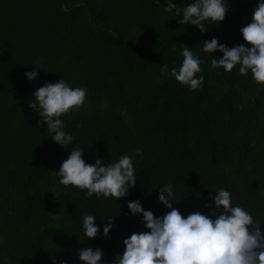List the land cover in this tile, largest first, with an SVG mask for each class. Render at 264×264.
<instances>
[{
    "label": "trees",
    "instance_id": "obj_1",
    "mask_svg": "<svg viewBox=\"0 0 264 264\" xmlns=\"http://www.w3.org/2000/svg\"><path fill=\"white\" fill-rule=\"evenodd\" d=\"M0 264H264V0H0Z\"/></svg>",
    "mask_w": 264,
    "mask_h": 264
}]
</instances>
